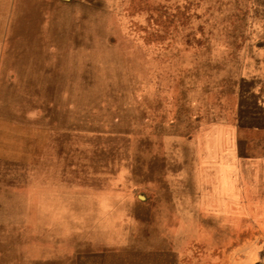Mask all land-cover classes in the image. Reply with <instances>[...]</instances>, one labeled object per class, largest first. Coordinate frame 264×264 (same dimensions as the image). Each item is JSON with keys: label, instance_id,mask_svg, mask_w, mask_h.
<instances>
[{"label": "rangeland", "instance_id": "1", "mask_svg": "<svg viewBox=\"0 0 264 264\" xmlns=\"http://www.w3.org/2000/svg\"><path fill=\"white\" fill-rule=\"evenodd\" d=\"M259 237L264 0H0V264Z\"/></svg>", "mask_w": 264, "mask_h": 264}, {"label": "crops", "instance_id": "2", "mask_svg": "<svg viewBox=\"0 0 264 264\" xmlns=\"http://www.w3.org/2000/svg\"><path fill=\"white\" fill-rule=\"evenodd\" d=\"M264 238L250 241L239 240L237 245L230 247L226 254H209V257L201 258L198 264H258L264 256ZM218 255V256H217Z\"/></svg>", "mask_w": 264, "mask_h": 264}]
</instances>
